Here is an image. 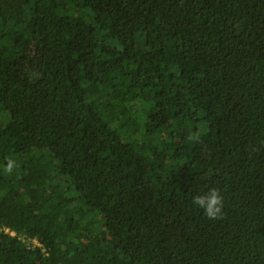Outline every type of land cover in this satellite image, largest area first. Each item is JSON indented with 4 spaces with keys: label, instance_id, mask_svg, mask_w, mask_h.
<instances>
[{
    "label": "trees",
    "instance_id": "obj_1",
    "mask_svg": "<svg viewBox=\"0 0 264 264\" xmlns=\"http://www.w3.org/2000/svg\"><path fill=\"white\" fill-rule=\"evenodd\" d=\"M0 264H264V0H0Z\"/></svg>",
    "mask_w": 264,
    "mask_h": 264
},
{
    "label": "clouds",
    "instance_id": "obj_2",
    "mask_svg": "<svg viewBox=\"0 0 264 264\" xmlns=\"http://www.w3.org/2000/svg\"><path fill=\"white\" fill-rule=\"evenodd\" d=\"M14 166L15 162L10 159L5 167V171L10 173ZM193 204L202 208L210 219L223 218V198L215 187L205 194L195 195L193 197Z\"/></svg>",
    "mask_w": 264,
    "mask_h": 264
},
{
    "label": "built area",
    "instance_id": "obj_3",
    "mask_svg": "<svg viewBox=\"0 0 264 264\" xmlns=\"http://www.w3.org/2000/svg\"><path fill=\"white\" fill-rule=\"evenodd\" d=\"M6 231H8V230H6Z\"/></svg>",
    "mask_w": 264,
    "mask_h": 264
}]
</instances>
